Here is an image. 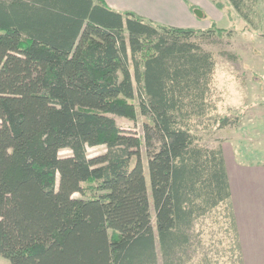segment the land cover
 <instances>
[{"label": "trees", "instance_id": "16d2710c", "mask_svg": "<svg viewBox=\"0 0 264 264\" xmlns=\"http://www.w3.org/2000/svg\"><path fill=\"white\" fill-rule=\"evenodd\" d=\"M210 1L257 27V0ZM208 23L166 25L105 0H0V255L9 264H186L195 221L221 205L228 250L243 264L222 146L195 132L239 124L212 111L215 56L201 45L234 30ZM137 113L147 118L142 135L109 115Z\"/></svg>", "mask_w": 264, "mask_h": 264}, {"label": "rangeland", "instance_id": "374dc122", "mask_svg": "<svg viewBox=\"0 0 264 264\" xmlns=\"http://www.w3.org/2000/svg\"><path fill=\"white\" fill-rule=\"evenodd\" d=\"M255 9V28L245 24L235 12H231L230 16L223 15L216 6L215 12L209 15L205 13L208 17H198L201 22L211 19L221 27H232L234 30L230 37H212L202 41L201 45L215 56L211 94L215 109L212 111L237 115L239 124L210 129L197 126L195 130L201 144L209 147L223 145L227 160L233 162L231 166L235 163L264 164V0H257ZM224 51L232 53L234 57H226L222 54ZM109 115L123 131L142 135V123L147 120L145 116L137 113V117L131 120L116 114ZM104 151L102 144L86 147L88 157ZM69 154L68 148L59 150L61 156ZM141 154L149 191L144 146H141ZM73 195L77 196L78 193ZM222 213L223 205L195 221L192 230L193 252L186 264H238L228 250V238L224 232L227 223L223 221ZM229 234L232 235V232L229 231ZM0 264H9V260L0 255ZM158 264H161L160 258Z\"/></svg>", "mask_w": 264, "mask_h": 264}, {"label": "crops", "instance_id": "0c3cea01", "mask_svg": "<svg viewBox=\"0 0 264 264\" xmlns=\"http://www.w3.org/2000/svg\"><path fill=\"white\" fill-rule=\"evenodd\" d=\"M105 2L113 9L132 10L152 21L178 27L208 26V21L201 22L192 12L191 5L202 10L201 17L203 13L209 15L212 11L215 12V6L210 0H105ZM221 146L243 264H264V164L245 165L234 162L235 164L231 166L233 162L227 160L225 148Z\"/></svg>", "mask_w": 264, "mask_h": 264}, {"label": "water", "instance_id": "95a60500", "mask_svg": "<svg viewBox=\"0 0 264 264\" xmlns=\"http://www.w3.org/2000/svg\"><path fill=\"white\" fill-rule=\"evenodd\" d=\"M192 12H193L196 16H198V17H201V16H202V10L199 9V8H197V7L193 8V9H192Z\"/></svg>", "mask_w": 264, "mask_h": 264}]
</instances>
